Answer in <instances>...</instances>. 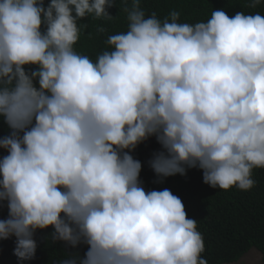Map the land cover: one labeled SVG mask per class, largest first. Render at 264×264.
<instances>
[{"label": "clouds", "instance_id": "obj_1", "mask_svg": "<svg viewBox=\"0 0 264 264\" xmlns=\"http://www.w3.org/2000/svg\"><path fill=\"white\" fill-rule=\"evenodd\" d=\"M259 0H253L255 7ZM112 0H0V240L34 258L36 230L72 248L58 264H207L196 220L169 189L146 191L130 154L155 136L157 177L203 171L227 190L264 168V15L214 10L163 22L139 0L95 60L78 53L86 16ZM103 31L104 29H99ZM35 70L26 71V66Z\"/></svg>", "mask_w": 264, "mask_h": 264}, {"label": "trees", "instance_id": "obj_2", "mask_svg": "<svg viewBox=\"0 0 264 264\" xmlns=\"http://www.w3.org/2000/svg\"><path fill=\"white\" fill-rule=\"evenodd\" d=\"M50 0H44L45 7ZM113 6L107 8L112 19L86 16L78 21L87 24L82 28L75 50L95 60L98 54L110 50L106 41L110 35L128 29L126 8L133 0H112ZM146 17L155 13L163 22L173 11L179 13L178 22L195 24L206 22L214 10L223 9L229 17L237 12L264 15V0L255 7L249 5L253 0H139ZM104 29L100 31L99 29ZM35 65L26 66V71L35 70ZM10 129L0 117V138L9 135ZM162 150L155 136H150L130 152L134 159L141 162L139 179L146 191L169 189L178 196L184 205L187 217L196 220L197 231L201 234L204 251L201 258L207 264H233L250 250H256L264 263V168L253 169L254 186L249 190L231 187L227 190L213 188L203 181V171L188 168L185 175L176 174L157 177L149 165L153 154ZM7 155L0 148V157ZM8 217L6 202L0 203V219ZM51 227L36 230L34 239L37 244L34 258L21 261L14 255L16 238L0 240V264H58L67 253L78 252L81 256L87 245L72 248L63 241H51Z\"/></svg>", "mask_w": 264, "mask_h": 264}, {"label": "rangeland", "instance_id": "obj_3", "mask_svg": "<svg viewBox=\"0 0 264 264\" xmlns=\"http://www.w3.org/2000/svg\"><path fill=\"white\" fill-rule=\"evenodd\" d=\"M233 264H264L261 255L256 250H250L238 262Z\"/></svg>", "mask_w": 264, "mask_h": 264}]
</instances>
